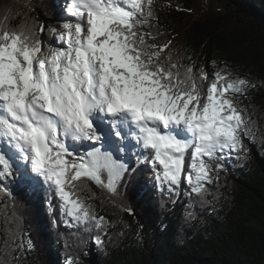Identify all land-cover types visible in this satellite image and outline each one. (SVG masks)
<instances>
[{"label": "snow or ice", "instance_id": "snow-or-ice-1", "mask_svg": "<svg viewBox=\"0 0 264 264\" xmlns=\"http://www.w3.org/2000/svg\"><path fill=\"white\" fill-rule=\"evenodd\" d=\"M151 3L66 0L69 19L51 29L59 47L45 48L35 25L17 30L0 23V179L30 163L55 189L63 213L86 232L101 228L105 218L76 194L74 182L86 178L117 195L135 169L115 152L141 151L137 160L150 164L161 191L166 185L178 193L183 175L186 195L203 197L213 162L240 152L242 135H251L233 99L249 82L231 79L230 72L209 77L201 69L197 76L192 65L162 60L170 42L149 44L151 33L143 31ZM201 77L206 88L197 82ZM69 139L99 147L77 157ZM186 216L195 219L191 211ZM27 247L33 248L31 240Z\"/></svg>", "mask_w": 264, "mask_h": 264}, {"label": "trees", "instance_id": "trees-1", "mask_svg": "<svg viewBox=\"0 0 264 264\" xmlns=\"http://www.w3.org/2000/svg\"><path fill=\"white\" fill-rule=\"evenodd\" d=\"M58 3L0 0V23L17 30L35 25L43 46L56 47L51 29L69 18ZM143 31L151 33L149 44L170 42L162 60L192 65L197 76L203 69L209 77L230 72L247 80L233 99L251 135H242L240 152L213 162L203 197L186 195L183 175L178 193L166 185L161 191L151 166L137 158L117 195L86 178L74 182L76 194L105 218L91 232L63 213L49 183L28 185L31 175L15 168L0 179V264H66L70 257L74 264H264V0H152Z\"/></svg>", "mask_w": 264, "mask_h": 264}, {"label": "rangeland", "instance_id": "rangeland-1", "mask_svg": "<svg viewBox=\"0 0 264 264\" xmlns=\"http://www.w3.org/2000/svg\"><path fill=\"white\" fill-rule=\"evenodd\" d=\"M58 4L61 6V8H62V10H63V7L65 6V2H66V0H58ZM66 19H69V18H65V20ZM60 45L58 44V43H56V47H59ZM118 153L119 154H117V153H114V156H116L117 158H121L120 157V152L118 151ZM125 153V152H124ZM128 154H129V152H127ZM122 154V153H121ZM131 154V153H130ZM74 158V157H73ZM72 157H71V159H73ZM130 159L132 160V154L130 155ZM25 165V162H23L22 164H20V167L26 172V174H28L29 173V175H31L30 177H28V176H26V179L23 181V182H25V183H27L28 185H32V184H34V180H33V177H35V175H34V173L33 172H31V170L30 169H28L29 168V166H28V168L26 167V166H24ZM187 165V164H186ZM182 185V184H181Z\"/></svg>", "mask_w": 264, "mask_h": 264}, {"label": "water", "instance_id": "water-1", "mask_svg": "<svg viewBox=\"0 0 264 264\" xmlns=\"http://www.w3.org/2000/svg\"><path fill=\"white\" fill-rule=\"evenodd\" d=\"M94 246H93V244H92V248H93Z\"/></svg>", "mask_w": 264, "mask_h": 264}, {"label": "bare ground", "instance_id": "bare-ground-1", "mask_svg": "<svg viewBox=\"0 0 264 264\" xmlns=\"http://www.w3.org/2000/svg\"><path fill=\"white\" fill-rule=\"evenodd\" d=\"M118 153V152H117ZM12 176V175H11ZM22 177V176H21Z\"/></svg>", "mask_w": 264, "mask_h": 264}]
</instances>
